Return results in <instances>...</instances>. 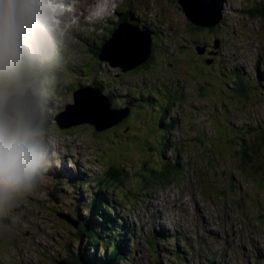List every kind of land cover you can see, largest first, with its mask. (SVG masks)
<instances>
[{"label":"rangeland","instance_id":"1","mask_svg":"<svg viewBox=\"0 0 264 264\" xmlns=\"http://www.w3.org/2000/svg\"><path fill=\"white\" fill-rule=\"evenodd\" d=\"M77 1L88 7L94 0ZM243 1L226 0L220 21L223 26L217 31L219 45L213 49L216 55L209 66L214 68L209 70L191 58L190 40L201 38L176 0H117L116 9L132 12L127 19L145 22L144 26L155 33L153 39L162 54H153L156 62L152 60L148 71L121 72L97 59L103 39L112 37L108 33L124 16L116 9L95 25L89 19L79 20L57 42L47 37L44 45L30 39L25 46L21 35L18 56L0 68V115L13 124L14 118L2 107L11 95L24 93L37 99L43 114L41 125L30 131L38 156L32 187L0 199V264H56L68 256L73 259L78 247L75 229L57 215H69L74 221L79 215L86 217L84 207L93 193L110 194L117 200V214L111 216L113 227L121 229L125 246L124 258L113 264H158V260L160 264H264L257 252L260 247L264 252V145L257 147V141L250 140L253 149L243 137L257 136L258 126L264 129V20L241 16L238 9L245 5ZM247 1L250 5L254 0ZM45 49L51 51L54 59L49 62L54 65L47 66L43 60ZM170 52L168 61H161ZM24 63L35 76L46 69L55 74L38 77V82L35 77L19 80L17 67ZM166 70L176 74L171 71L170 77ZM82 84L98 87L107 96L111 90L117 91L111 104L114 108L125 107L128 101L121 99L129 93L131 100L145 104L149 98L157 99L156 94L157 113L151 119L150 108L133 114L130 106L127 117L102 132L89 123L59 127L56 114L64 105L72 108V92ZM31 85L34 88H29ZM242 85L244 93L247 88L246 97H236L235 92H243ZM139 93L145 99L139 98ZM169 104L173 108L166 116L175 119L170 131L165 125L156 126ZM165 131L167 146L160 138L157 142ZM163 144H176L178 150L175 154L173 150L162 151ZM174 161L180 172L173 181L153 185L155 172L163 165L171 167ZM111 165L119 170L125 186L103 182L98 188L97 179ZM144 181L150 183L145 185ZM169 195L182 197L187 209L170 201ZM199 238L203 241L200 246ZM148 240L155 241V251ZM185 241L194 245L200 256L190 258L191 248L188 244L183 248ZM178 247L185 252L183 260L174 258ZM91 250L90 255L94 253ZM100 250L96 249V256L103 253Z\"/></svg>","mask_w":264,"mask_h":264},{"label":"trees","instance_id":"2","mask_svg":"<svg viewBox=\"0 0 264 264\" xmlns=\"http://www.w3.org/2000/svg\"><path fill=\"white\" fill-rule=\"evenodd\" d=\"M176 2L178 3V5H180L178 1H176ZM243 2L245 3V5L238 9V12L242 13L241 16L250 17L252 20H260V21L264 20V4H263L264 0L263 1L262 0H259V1L254 0L250 5H247V2H248L247 0H244ZM129 15H131V13H129ZM129 15H127V16H129ZM121 20H123V18H121ZM190 26L198 35H200V37H203V36L208 37V35H214L215 37L218 36V32H217L218 26L216 27V29H211V28L204 27V26H195V25H193V26L190 25ZM202 27L207 28V29H204V28L202 29ZM157 38L160 40L163 39V37L159 38L158 35H157ZM151 39H152V47H151L148 59L142 65L133 69L134 71L140 70V69H142L143 71H148L149 69H152L151 63L156 62V60L153 57V54L161 53V49L156 48V45H158L154 41V39L156 40V38L153 39V37H151ZM158 39H157V41H159ZM23 40H24V38H23ZM28 40L30 41V39H28ZM206 40L207 39L205 38V41ZM31 41H33V40H31ZM218 43H219V41H218ZM23 44L25 46L29 45L27 43H23ZM198 44L200 45V43H198ZM183 47H181L179 49V51H178L179 53H182L181 50L183 49ZM45 52H47V53L44 55V57L42 56V58L45 61V63H48L47 66L54 65L53 63L49 62V61L54 59L51 51L45 49ZM166 54H167V57L161 61H164V62L168 61V59L170 58L171 52L166 53ZM152 60H153V62H152ZM17 71L19 72L18 73L19 80H22V81L34 80V77H35L36 81L38 82L39 81L38 77H44L45 75L46 76H53V74H55V71L46 69L43 71L41 70V72H39V73L37 72L36 73L37 76H35V74L32 73L33 70L28 63H24L22 65H19L17 67ZM171 71L174 72V70H166V73L170 77H173V74H176V73L174 72L172 74ZM6 72H8V71H6ZM142 74H144V73H142ZM94 77L97 78L98 76H94ZM55 79H56V82H58L59 77L55 78ZM36 81L33 82V86L36 85V83H35ZM41 83H45L44 80H42ZM180 83H181V81H180ZM91 84L98 86L99 83H97L96 81H92ZM82 85H85V84H82ZM33 86L31 85L29 88L32 89V88H34ZM98 87L102 88V86H98ZM240 90H243V85H242V88ZM103 93L105 94V92H103ZM246 93H247V88H246L245 93H244V90H243V92H241V94L238 92H235V96L236 97H246ZM130 94L131 93L127 94L124 98H122L121 102L122 101L123 102L128 101V104L126 103L125 106H128L129 108H130V106H132V108L135 110V112L133 114L140 113V111L143 110L144 108H150L149 116L151 117V119H153V115L157 113L156 109L158 108V106L155 103L159 99V96L155 94V97H157V99L153 100L152 98H149V102L147 104H145V102L144 103L140 102L138 99L131 100L129 97ZM117 95H118L117 91L111 90V96H110L111 100L113 99V97H115ZM137 95L139 98H144L143 93H139ZM251 97H252V95H251ZM38 100H39V98H38ZM169 108L172 109L173 105L169 104L168 106L163 108L165 115L158 118V120L156 122V126L158 125L157 127H160V125H165L168 127V129L170 131L175 125V119L172 117L167 118L166 112ZM136 110H139V111H136ZM42 114H43V112H42ZM172 115L173 114L171 113L170 116H172ZM125 120H123L122 122H124ZM39 123L41 125L40 121H39ZM250 124H252V123H250ZM95 131L102 132V131H99L96 129H95ZM257 131L260 133L257 136L252 134L251 138L245 137V135H243V137L245 138L244 141L246 142V140H247L248 146L249 147L252 146L253 149L255 148V145H253V143H251L250 140H256L257 141L256 142L257 147L264 145V129L262 130L261 127L259 128V126H258ZM159 138L161 140V143L164 142L167 146V142H168L167 131H165L164 134H162L161 136L158 137V140H157L158 143H159ZM238 138L240 139L239 136H238ZM245 142H243L244 145H245ZM165 144H163V146H162L163 147L162 151L169 150L172 152V150H173L172 153L175 154L176 151L178 150V149H176V144H172V146H168V147H165ZM235 145H236V143H235ZM245 150L248 153L247 146H245ZM159 155H161V150H160ZM247 158H248V156L246 157V159ZM172 163L173 164L171 167H167V165H163L160 172H155L157 176L151 180L153 185H163L164 183L167 184V183H170L171 181H173V178L177 174V172H180L179 171L180 168L178 167L179 166L178 162L174 161ZM172 169H174L175 172ZM150 173H151V176L154 177V172H150ZM57 174H58V172H57ZM120 178H121V176H119V170L115 166H112V165L107 166L104 168L103 175L97 179L96 185L98 188H102L103 182H107L106 185H112V187H114V185L115 186L119 185L121 187L122 184L125 186V183H123L120 180ZM144 183H145V185H147L150 182L144 181ZM79 189H81V187ZM61 190H63V189L61 188ZM125 190H128V188ZM114 207H115V202H114V197L112 195L105 194V193H103V195H100V193H98V194L93 193L91 198H89L88 203L84 207V209L86 210L85 211L86 217H82L80 215L77 216L78 220H81L79 223L80 225L78 224L79 228H80L79 230H82V232L79 233L80 238L77 241V246H78L77 251L79 253V256H75L73 259H70V257L68 256L65 258V260H70L71 264H107V263L113 264L116 260L124 258V255L122 252H124L123 246H125V242L122 239L121 229L118 228V230H117V228L113 227L115 219L111 215L113 214ZM57 217H58V215H57ZM124 234L126 235L127 233H124ZM154 242H155L154 240H148V243L153 248V251H155V246L153 245ZM197 243H198V246H200V244H203V241L199 238ZM83 244L85 245V248H83V246H82ZM187 244L191 248V250L188 251L190 254V258L200 256L199 251L195 252V250L193 249L194 245H192L191 243H187ZM207 245H210V243H208ZM185 247L186 246L183 245V248H185ZM97 248L99 250L100 249L103 250V253L100 256H96V254H97L96 249ZM68 249H69V247H68ZM91 249L94 250V253H91V255H90L89 251L92 252ZM177 250H178V254L176 256H174V258L178 259V260H183L184 255H185L184 250L180 249L179 247L177 248ZM67 258H69V259H67ZM157 262H158V264H160V260H158Z\"/></svg>","mask_w":264,"mask_h":264},{"label":"water","instance_id":"3","mask_svg":"<svg viewBox=\"0 0 264 264\" xmlns=\"http://www.w3.org/2000/svg\"><path fill=\"white\" fill-rule=\"evenodd\" d=\"M225 1L226 0H178L184 11V16L189 22L195 26L204 27H213L220 23L223 18ZM124 28L125 27L117 29L115 34L102 44L100 52L97 55L99 60L106 61L113 67H118L121 72L132 70L142 65L149 57L152 44L151 33L136 28H134V31L138 36V40L130 43L129 41L132 40H129L128 35H126L127 28L125 30ZM217 44L216 42L215 47H217ZM197 50L200 52L201 48L197 47ZM95 91L100 96L104 97L105 102L100 103L98 110H92V108L88 109L89 115H86L87 112L83 114L77 113L76 108L80 106L79 93L83 92L86 95H94ZM99 92L98 88L91 85L81 86L77 88V90H74L72 95L74 104H72V108H67V105H64V110L56 114L55 119L57 120V125L61 128H67L80 123H89L96 130L103 131L114 126L129 115L130 108L128 106L114 108L111 105L109 96ZM11 96L14 97H10L5 102L2 111L14 118L13 125L26 127L29 124L26 129L29 131L33 130L42 118L41 107L39 103L37 104L35 101L37 99L33 95H30V93ZM58 216L69 223H74L69 215L58 214ZM57 264H71V261L61 259L57 261Z\"/></svg>","mask_w":264,"mask_h":264},{"label":"clouds","instance_id":"4","mask_svg":"<svg viewBox=\"0 0 264 264\" xmlns=\"http://www.w3.org/2000/svg\"><path fill=\"white\" fill-rule=\"evenodd\" d=\"M34 4L35 0H0V68L18 56L21 35L32 16ZM225 5L226 1L224 8ZM116 6L117 0H95L91 15L103 18ZM37 163L33 134L0 115V199L14 192L28 191Z\"/></svg>","mask_w":264,"mask_h":264},{"label":"flooded vegetation","instance_id":"5","mask_svg":"<svg viewBox=\"0 0 264 264\" xmlns=\"http://www.w3.org/2000/svg\"><path fill=\"white\" fill-rule=\"evenodd\" d=\"M176 1H178V0H176ZM259 1V0H258ZM263 1V0H262ZM172 4H173V1H172ZM263 4H264V2H263ZM180 6V11H182L183 12V14H184V11H183V9H182V7H181V5H179ZM170 8H172V5L170 6ZM172 10H173V13L175 14V16H177L176 17V22L178 23V24H180L179 23V14L177 13V12H175V10L172 8ZM186 18V17H185ZM187 19V18H186ZM187 21H188V23H189V25H192L193 26V24H191L190 22H189V20L187 19ZM220 23H218L217 25H215V26H213V28H212V26L211 27H208V28H211V29H216V27L218 26H223V24H220ZM191 27V26H190ZM217 27V28H218ZM204 27H202V29H203ZM204 29H207V28H204ZM201 38V40H190V44H192L193 45V48H192V59L194 60V62L198 65V66H201L202 68H205V69H213V68H209V66H212L211 64H212V61L214 62V59H215V51H213V49H216V47H215V44H216V42L218 43V38L217 37H215L214 35H208V37L207 36H203V37H200ZM205 38L207 39L206 41H205ZM198 43H200V45L198 44ZM218 45H219V43H218ZM197 47L198 48H201V51L199 52L198 50H197ZM218 47V46H217ZM211 63V64H210ZM172 73H174L173 71H172ZM110 97V96H109ZM111 99V98H110ZM111 104H112V100H111ZM120 107V106H119ZM66 221V220H65ZM80 221L81 220H77V221H74L73 220V224L72 223H69L70 225H72L73 226V228L75 229V232H76V239H77V241H78V239L80 238V235H79V233L80 232H82V230H79L80 228H79V223H80ZM67 222V221H66ZM79 224V225H78ZM75 256H79V253H78V251H77V254L75 253L74 254ZM69 259V258H68ZM70 259H72V258H70ZM57 264V263H56Z\"/></svg>","mask_w":264,"mask_h":264},{"label":"bare ground","instance_id":"6","mask_svg":"<svg viewBox=\"0 0 264 264\" xmlns=\"http://www.w3.org/2000/svg\"><path fill=\"white\" fill-rule=\"evenodd\" d=\"M35 28V30L34 31H37V30H40V29H42V25H41V23H40V21H39V19L37 20V21H35L34 23H33V28H32V30ZM28 30L30 31L31 29H30V26L28 27ZM28 31V32H29ZM126 35H128V37H129V40H132V41H129L130 43H133V41L135 42V41H137L138 40V36H137V34H136V32L134 31V30H132V29H128L127 31H126ZM44 36H45V38H47V36H46V34L44 33ZM31 39V40H33L34 41V38L32 37V36H28V34L27 33H23L22 34V38H24V40H23V43H30L29 42V40L27 39ZM32 42V41H31ZM57 42V41H56ZM58 54V53H57ZM155 86V85H154ZM77 88H79V87H77ZM100 91V90H99ZM51 93V92H50ZM99 93H102L103 94V92H99ZM79 95H80V106L78 107V108H76V112L77 113H79V114H83V113H86L87 112V114L86 115H89V113H88V109H90V108H92V110L94 109V110H98L99 108V106H100V103H104L105 102V99H104V97H102V96H100L96 91H95V93H94V95H86V94H84L83 92H81V93H79ZM105 95V94H104ZM78 97V96H77ZM122 100V99H121ZM76 105V104H75ZM27 112H28V110H27ZM87 117V116H86ZM83 172H85V171H83ZM86 190V189H85ZM119 199V198H118ZM114 200H116L115 198H114ZM170 200H171V198H170ZM177 200H180V199H176L175 198V201H177ZM117 201V200H116ZM180 204H182V206L184 207V202L183 201H181V203ZM195 206H196V209L200 212L201 210H200V208H199V204H198V202H197V200H195ZM113 214L114 215H116L117 213L115 212V208H114V210H113ZM113 215V216H114ZM115 218H116V216H114ZM76 221V220H75ZM128 230V229H127ZM135 239V238H134ZM185 243V242H184ZM192 246V245H191ZM188 247H190V246H188ZM260 247V246H259ZM257 252H259V253H261V255H260V257H262V258H264V252L262 251V249H261V247H260V249H259V251L257 250ZM188 253V252H187ZM177 258V257H176ZM180 258V257H179ZM194 258V257H193ZM182 259V258H181ZM177 263V262H176Z\"/></svg>","mask_w":264,"mask_h":264}]
</instances>
